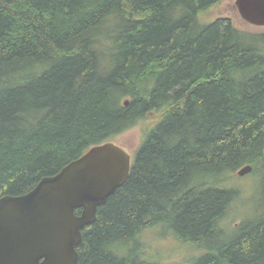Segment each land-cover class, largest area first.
Masks as SVG:
<instances>
[{
	"label": "trees",
	"instance_id": "1",
	"mask_svg": "<svg viewBox=\"0 0 264 264\" xmlns=\"http://www.w3.org/2000/svg\"><path fill=\"white\" fill-rule=\"evenodd\" d=\"M221 1L0 0V198L142 130L77 264H161L146 231L179 264H264V31L201 23ZM246 165L257 200L226 225Z\"/></svg>",
	"mask_w": 264,
	"mask_h": 264
},
{
	"label": "water",
	"instance_id": "2",
	"mask_svg": "<svg viewBox=\"0 0 264 264\" xmlns=\"http://www.w3.org/2000/svg\"><path fill=\"white\" fill-rule=\"evenodd\" d=\"M235 6L246 24L264 27V0H236ZM130 166L128 154L108 142L42 178L28 193L1 197L0 264H77L82 230L125 183ZM251 171L246 165L237 176Z\"/></svg>",
	"mask_w": 264,
	"mask_h": 264
},
{
	"label": "rangeland",
	"instance_id": "3",
	"mask_svg": "<svg viewBox=\"0 0 264 264\" xmlns=\"http://www.w3.org/2000/svg\"><path fill=\"white\" fill-rule=\"evenodd\" d=\"M236 0H223L211 7L206 16L199 17L201 23H205L210 19L218 17L229 18L233 25L239 29L259 33L264 31V27H253L246 24L239 16L236 6ZM142 130L140 126H136L127 132L119 135L112 141L113 144L121 148L126 152L132 162L135 158L136 150L141 144ZM240 189V197L233 204L231 211L228 214V218L224 222L226 225L233 222H239L241 218H244L250 212L249 206L254 207L257 200L258 188L260 185L259 177L251 173L239 177L235 182ZM250 198V199H249ZM145 249L149 257H153L161 264H176L183 262L185 252L181 251V247H176L175 243L171 240H165L157 238L153 231H146L144 234Z\"/></svg>",
	"mask_w": 264,
	"mask_h": 264
}]
</instances>
